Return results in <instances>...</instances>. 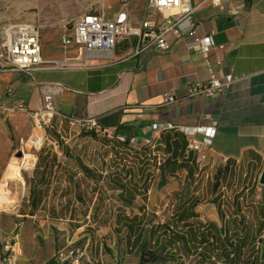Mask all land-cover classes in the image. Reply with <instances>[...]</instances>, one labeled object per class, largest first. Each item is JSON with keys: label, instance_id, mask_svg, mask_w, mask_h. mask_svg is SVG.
<instances>
[{"label": "crops", "instance_id": "1", "mask_svg": "<svg viewBox=\"0 0 264 264\" xmlns=\"http://www.w3.org/2000/svg\"><path fill=\"white\" fill-rule=\"evenodd\" d=\"M204 1L191 0L196 7V33L201 37L210 35L216 47L210 54L212 65L216 76L229 83L221 96L190 97L191 87L206 83L210 77L201 49L190 36L179 40L170 37L173 44L166 52L129 58L123 44L114 52L79 54L78 46L62 43L63 36L71 34L67 25H44L36 27L42 59L58 62L61 68L9 72L1 68L0 62L2 94L14 87L28 100L37 102L39 110L42 87L61 85L62 92L56 95L54 104L62 119L95 117L104 129L113 131L118 144L123 141L129 144L132 138L152 137L160 146L168 143L171 147L160 175L171 188L169 191L157 185L149 187L143 169L141 175L137 174L149 159L137 170L132 167L133 174L129 170L128 176H110L109 183L88 180L79 170L65 176L69 195L60 203L69 201L70 211L65 218L68 226H80L72 228L73 233L85 228L83 237L92 238L97 232L92 227L109 226L114 237L124 241L128 254L127 236L132 242L136 233H128L124 225L132 223L127 219L137 218V222L142 220L146 224L148 242L149 228L155 227L152 244L157 240L159 245L164 243L167 257L172 260L169 264H199L200 258L198 253L187 255L170 249L160 228L163 225L177 224L180 228L186 225L196 227L197 231V226L212 224L224 231L226 223L243 225L242 220L251 228L249 241H263L260 228L264 222V186L260 178L264 171V0H223L220 7ZM104 3L102 12L108 18L123 13L133 25L145 20L159 25L169 15L166 11L149 10L147 0H104ZM6 12L4 9L0 13V43L3 22L11 21ZM169 96L175 102L166 105ZM213 121L218 122L217 131L205 159H199L195 152L185 155L187 141L180 129L208 127ZM167 124L176 128L167 130ZM202 138V134L197 135V139ZM81 175L95 183L97 194L113 195L112 208L104 210L107 200L87 205L85 193L77 186ZM138 177L143 178V185L137 181ZM53 189L52 186L51 194ZM60 191L51 200L57 207ZM175 192L179 193L178 198L173 196ZM119 193L125 198L131 195L132 199L128 198L131 204L120 200ZM78 195L85 204L78 201ZM185 231L186 228L179 233L188 238ZM249 254L251 262L258 257L257 250H246L244 258ZM100 260L104 263V255L100 254ZM203 264L225 262L212 257Z\"/></svg>", "mask_w": 264, "mask_h": 264}, {"label": "rangeland", "instance_id": "2", "mask_svg": "<svg viewBox=\"0 0 264 264\" xmlns=\"http://www.w3.org/2000/svg\"><path fill=\"white\" fill-rule=\"evenodd\" d=\"M104 4V0H0V13L5 9L11 17L10 22H3L2 29L16 23L33 24L35 27H64L69 24L68 27H71L73 21L85 13L102 12ZM7 15H4L5 18ZM37 107V102L28 100L14 87L0 93V264L9 254L17 256L18 264H46L51 259L56 261L68 250L77 248L85 251L83 264H140L142 257V264L171 263L164 243L159 246L149 244L147 235L140 247L129 256L124 241L119 236L114 237L109 226L92 227L97 232L92 238H87L83 237L85 228L73 233L66 219L53 218L48 209L38 212L35 217L21 215V204L29 195L30 183L34 176L37 179L34 173L37 165L40 174L47 163L45 173L51 177L50 187H54L57 177L59 182L62 180V185H67L64 184V177H70L76 170L81 171L80 166L66 157L67 153L82 161L104 183H109L112 175L124 177L129 170L133 173L130 167L137 170L144 162L136 149L131 148L137 151L133 160H130L131 153L127 149L120 154L121 146H129L128 143L123 144L126 141L118 144L115 135L110 138L88 132L61 117H56L50 124L36 126L33 115L38 111ZM58 142L63 143L64 147L60 148ZM147 159V165L140 168L137 174L141 175L142 169L145 175V171H148L145 183L149 187L157 185L169 191L171 188L167 186V181L160 178L161 173H154V163L150 157ZM111 168L117 173L104 178L100 172L104 169L111 171ZM143 178H137L141 185L144 183ZM78 179L77 186L85 193L87 205L94 206L101 200H107L103 204L104 210L112 208L113 195L101 192L98 195L95 183L88 182L82 175ZM261 243H254L259 246L260 254L264 253ZM100 254L104 255V263L100 260Z\"/></svg>", "mask_w": 264, "mask_h": 264}, {"label": "built area", "instance_id": "3", "mask_svg": "<svg viewBox=\"0 0 264 264\" xmlns=\"http://www.w3.org/2000/svg\"><path fill=\"white\" fill-rule=\"evenodd\" d=\"M204 2H210L213 6L220 7L223 0H205ZM147 8L156 12L166 11L169 12V15L159 25L151 20L133 25L129 23L123 13H118L113 18H108L103 12L85 13L73 21L72 26L69 27L71 34L64 35L62 43L64 46L71 44L78 46L79 54L114 52L123 44L126 48V57L135 58L144 54L153 55L170 50L173 44L170 37L179 40L190 36L199 45L204 63L210 74L206 83H196L191 87L190 97L214 98L223 95L229 87V83L222 82L216 76L210 58L211 52L216 48L211 36L201 37L196 33L197 24L194 21L196 7L191 0H147ZM224 48V46L219 47L221 50ZM0 62L1 68L9 72L25 71L30 73L36 69L61 68V64L58 62L42 59L38 29L27 23L10 24L6 29H3L0 43ZM62 89L61 85L42 87L41 107L33 115L36 126L41 127L50 124L53 119L59 117L54 98L62 92ZM174 102V97L169 96L166 105H171ZM67 121L85 131L98 135L110 138L114 135L113 131L104 129L95 117H84L76 121L67 119ZM217 126L218 122L213 121L208 127L181 128L179 132L185 136L187 141L185 155L188 156L195 152L199 155V159H205L206 154L212 148ZM175 128L172 124L166 125L167 130H174ZM198 134H202L201 140L197 139ZM128 146V148L121 146L120 154L127 149L131 153L130 160H133L135 155L137 156V151H133L131 148L136 149L140 152L139 155L142 160L146 161L147 158H151L154 163V173L162 172V166L168 155L165 145L160 146L157 139L148 137L141 140L132 138ZM111 171H113L112 168ZM111 171L104 169L100 173L105 178L117 172L116 170ZM84 258L85 251L79 248L70 249L66 254H62L56 263L83 264ZM2 264H18L17 256L15 254L6 255Z\"/></svg>", "mask_w": 264, "mask_h": 264}, {"label": "trees", "instance_id": "4", "mask_svg": "<svg viewBox=\"0 0 264 264\" xmlns=\"http://www.w3.org/2000/svg\"><path fill=\"white\" fill-rule=\"evenodd\" d=\"M58 145L60 148L64 147L63 143L61 142H58ZM165 146H166V151L171 152L170 145L168 143H165ZM185 150H186V146L184 148V153ZM190 155L191 153L188 156ZM66 157L69 160H72L74 164L76 163L78 166L81 167V172L88 180H94L96 183L102 180L100 179L101 178L100 176L95 175L93 171H91L88 167L83 165L82 161H80L79 159L70 156L68 153L66 154ZM38 166L39 165H37L36 169L34 170V173L37 174V179L36 176H34L33 178L34 180L31 181L30 183L29 195L25 197L22 201L21 204L22 208L20 210L22 212L21 215L34 217L38 212L48 209L49 213L52 214L53 218L65 219L67 217L68 211H70L69 201L65 199V202L62 204L60 203V201L68 197L69 186L65 185L64 187H62V181L59 182L56 178V184L51 194V189H50L51 177H49L45 173V170L47 168V163L45 162L44 165L45 168L40 174L37 172V170L40 169V167ZM59 166L60 163H58V167ZM145 172H146V180H147L149 173L148 171ZM65 182L68 183L67 180ZM116 186H120L121 188H124L122 185H119L118 183H116ZM60 189H62V191H60ZM59 191H60L59 194L60 196L58 201L59 207H57L55 204L53 205L51 203V200L54 197V195H57ZM173 196L178 198L179 193L175 192ZM127 197L132 199L131 195H128ZM118 198L122 200L125 204L128 205L131 204V201L128 198L123 197L122 193H119ZM77 199L81 204H85V201L79 195L77 196ZM128 221H131L132 223H126L124 225V228L128 230V233L129 232L136 233V236L132 242L129 240V236H127V240H126L128 254L131 255L143 243L147 231V227L145 226L146 224H144L142 220L137 222L138 221L137 218H132L130 220L127 219V222ZM242 223L243 225H237L234 224L233 222L230 226L229 224L226 223V225L224 226V231L220 230L218 226L212 224H209L205 227L197 226V231L194 230V228L196 227L193 228L191 226L183 225L180 228V226L177 224H173L172 227L170 225H163L160 228L161 230H164L163 234L167 236L165 244L168 247H170V249H174L177 252L183 251L187 255H191L192 252L193 254L198 253L200 258L199 264L210 262L212 260V257H215V259L222 258L225 264H264V253L262 252L260 254L259 247L256 244H254L255 242H250L247 236L250 233L251 228L245 225L244 221L241 220L240 224ZM79 227H80L79 225L75 227L71 226V228H79ZM185 228H186L185 233L187 234L188 238H186L184 234L179 233ZM201 228L202 230H200ZM260 231L263 232L264 234V222L261 225ZM222 232L224 233V237H222ZM149 233H150L149 244H151L153 240V233H155L154 226H151L149 228ZM153 245L159 246V241L158 240L155 241ZM260 246L264 247V238ZM246 250L248 251L257 250L256 255L258 257L253 259L252 262L250 261L251 259L250 257L252 254H249L247 258H244V251ZM143 262H144V258L142 257L140 264H142ZM46 264H57V263L55 260L51 259Z\"/></svg>", "mask_w": 264, "mask_h": 264}, {"label": "water", "instance_id": "5", "mask_svg": "<svg viewBox=\"0 0 264 264\" xmlns=\"http://www.w3.org/2000/svg\"><path fill=\"white\" fill-rule=\"evenodd\" d=\"M260 184L264 186V171H263L262 176L260 178Z\"/></svg>", "mask_w": 264, "mask_h": 264}, {"label": "bare ground", "instance_id": "6", "mask_svg": "<svg viewBox=\"0 0 264 264\" xmlns=\"http://www.w3.org/2000/svg\"><path fill=\"white\" fill-rule=\"evenodd\" d=\"M12 169V168H11ZM14 171V170H13Z\"/></svg>", "mask_w": 264, "mask_h": 264}]
</instances>
